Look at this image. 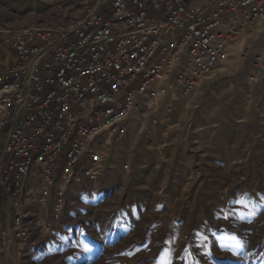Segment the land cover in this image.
<instances>
[{"label":"rangeland","instance_id":"374dc122","mask_svg":"<svg viewBox=\"0 0 264 264\" xmlns=\"http://www.w3.org/2000/svg\"><path fill=\"white\" fill-rule=\"evenodd\" d=\"M80 10L0 0V56L10 30ZM263 83L264 32H244L188 93L146 98L122 136L101 135V171L70 183L60 212L0 198L26 231L0 239V264H264Z\"/></svg>","mask_w":264,"mask_h":264},{"label":"built area","instance_id":"2783aa9c","mask_svg":"<svg viewBox=\"0 0 264 264\" xmlns=\"http://www.w3.org/2000/svg\"><path fill=\"white\" fill-rule=\"evenodd\" d=\"M80 1L69 21L7 33L0 198L9 205L35 199L60 212L67 186L101 171V135L119 138L146 98L188 93L242 33L264 32V0ZM10 230L25 237L20 216L8 227L0 208V239Z\"/></svg>","mask_w":264,"mask_h":264},{"label":"snow or ice","instance_id":"6c2138e0","mask_svg":"<svg viewBox=\"0 0 264 264\" xmlns=\"http://www.w3.org/2000/svg\"><path fill=\"white\" fill-rule=\"evenodd\" d=\"M230 239L235 240V237H231ZM237 246H239V242H237Z\"/></svg>","mask_w":264,"mask_h":264},{"label":"crops","instance_id":"0c3cea01","mask_svg":"<svg viewBox=\"0 0 264 264\" xmlns=\"http://www.w3.org/2000/svg\"><path fill=\"white\" fill-rule=\"evenodd\" d=\"M257 30H258V29H256V30H255V29H253V31H252V34H253L254 32H257ZM249 35H250V34H249Z\"/></svg>","mask_w":264,"mask_h":264}]
</instances>
